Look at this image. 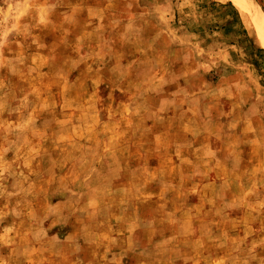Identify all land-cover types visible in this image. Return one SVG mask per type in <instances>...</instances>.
<instances>
[{
  "label": "rangeland",
  "instance_id": "374dc122",
  "mask_svg": "<svg viewBox=\"0 0 264 264\" xmlns=\"http://www.w3.org/2000/svg\"><path fill=\"white\" fill-rule=\"evenodd\" d=\"M0 264H264V49L232 0H0Z\"/></svg>",
  "mask_w": 264,
  "mask_h": 264
},
{
  "label": "bare ground",
  "instance_id": "6f19581e",
  "mask_svg": "<svg viewBox=\"0 0 264 264\" xmlns=\"http://www.w3.org/2000/svg\"><path fill=\"white\" fill-rule=\"evenodd\" d=\"M239 8L243 17L247 21V25L250 26L257 34L259 43L264 49V13L254 0H232ZM251 30V29H250Z\"/></svg>",
  "mask_w": 264,
  "mask_h": 264
},
{
  "label": "crops",
  "instance_id": "0c3cea01",
  "mask_svg": "<svg viewBox=\"0 0 264 264\" xmlns=\"http://www.w3.org/2000/svg\"><path fill=\"white\" fill-rule=\"evenodd\" d=\"M260 3L261 8L264 10V0H258Z\"/></svg>",
  "mask_w": 264,
  "mask_h": 264
}]
</instances>
